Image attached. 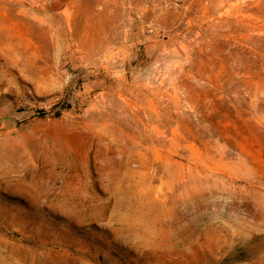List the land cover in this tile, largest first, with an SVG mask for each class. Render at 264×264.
Wrapping results in <instances>:
<instances>
[{"label": "rangeland", "instance_id": "obj_1", "mask_svg": "<svg viewBox=\"0 0 264 264\" xmlns=\"http://www.w3.org/2000/svg\"><path fill=\"white\" fill-rule=\"evenodd\" d=\"M0 116V264H264V0H0Z\"/></svg>", "mask_w": 264, "mask_h": 264}, {"label": "water", "instance_id": "obj_2", "mask_svg": "<svg viewBox=\"0 0 264 264\" xmlns=\"http://www.w3.org/2000/svg\"><path fill=\"white\" fill-rule=\"evenodd\" d=\"M9 117L0 116V137L3 133L7 132V124H8Z\"/></svg>", "mask_w": 264, "mask_h": 264}, {"label": "bare ground", "instance_id": "obj_3", "mask_svg": "<svg viewBox=\"0 0 264 264\" xmlns=\"http://www.w3.org/2000/svg\"><path fill=\"white\" fill-rule=\"evenodd\" d=\"M28 18V17H27Z\"/></svg>", "mask_w": 264, "mask_h": 264}]
</instances>
